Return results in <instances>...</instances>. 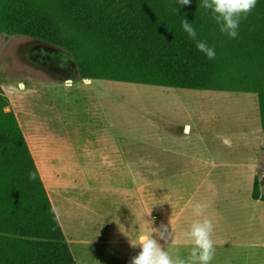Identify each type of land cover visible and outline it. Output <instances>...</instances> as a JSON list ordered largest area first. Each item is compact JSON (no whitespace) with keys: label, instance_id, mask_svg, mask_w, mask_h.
Wrapping results in <instances>:
<instances>
[{"label":"rangeland","instance_id":"rangeland-1","mask_svg":"<svg viewBox=\"0 0 264 264\" xmlns=\"http://www.w3.org/2000/svg\"><path fill=\"white\" fill-rule=\"evenodd\" d=\"M148 1V30L156 40L173 23L186 16L194 20L203 11L200 0L189 5ZM80 82L76 62L62 49L24 36L0 38V86L11 109L28 140L46 141L52 162L71 171V189L64 190L56 211L76 264H130L140 251L132 243L162 225L171 242L166 245L156 232L154 238L174 257L187 259L191 245L183 232L198 219L192 211L197 202L208 205L205 215L214 223L211 264H264V203L252 198L255 179L264 195V130L257 96L94 83L120 90L119 102L125 97V108L119 109L124 131L111 136L117 147L105 131L76 129L71 102L77 96L70 86ZM52 83L57 92L48 91ZM108 111L116 113L111 104ZM187 127L189 132L181 133ZM122 152V178H103L100 184L99 178L80 177L86 172L110 176L107 156L115 173L122 174L117 156Z\"/></svg>","mask_w":264,"mask_h":264},{"label":"trees","instance_id":"trees-1","mask_svg":"<svg viewBox=\"0 0 264 264\" xmlns=\"http://www.w3.org/2000/svg\"><path fill=\"white\" fill-rule=\"evenodd\" d=\"M151 5L148 0H0V37L24 36L62 49L76 62L80 80L256 95L264 130V0L241 21L236 39L220 31L210 10L194 20L184 17L197 39L215 49V59L197 50L181 22L162 40L152 37ZM2 88L0 264H76L19 121L6 110L10 101ZM252 198L264 203L258 179Z\"/></svg>","mask_w":264,"mask_h":264},{"label":"clouds","instance_id":"clouds-1","mask_svg":"<svg viewBox=\"0 0 264 264\" xmlns=\"http://www.w3.org/2000/svg\"><path fill=\"white\" fill-rule=\"evenodd\" d=\"M177 2L179 5H189L191 0H177ZM257 3L258 0H202L200 7L211 11L212 19L219 25L222 33H226L231 39H236L241 21L247 19ZM181 27L190 39L196 41L198 51L204 53L208 59H215V49L207 42L197 39L196 29L186 18L181 21ZM29 178L35 179V175L30 173ZM207 207L206 203L200 202L192 206L193 215L198 219H194L190 227L183 232V237L191 245L187 259L179 255L174 257L154 238L153 232H156L166 245L171 242V233L162 225L160 230L155 229L140 238L137 243H132L133 247L139 246L140 251L131 258L130 264H211L215 255L212 239L214 223L205 215Z\"/></svg>","mask_w":264,"mask_h":264},{"label":"crops","instance_id":"crops-1","mask_svg":"<svg viewBox=\"0 0 264 264\" xmlns=\"http://www.w3.org/2000/svg\"><path fill=\"white\" fill-rule=\"evenodd\" d=\"M0 38H2V36ZM97 82H109V81L81 80L78 86L75 87L74 83H72L73 87L70 86L71 87L70 91H73V93H75L77 96L76 98H78V99L74 98L73 102H71V105L73 103V109H75L76 111V113L73 114L74 117H76L75 123L78 124V127L76 129L82 128L85 131H89V132H94V131L104 132L105 131L107 133L106 136L108 137L106 139L114 141L113 142L114 146L119 147V143L115 142L116 140H114L111 136H112V132L114 131H118V130L124 131L122 128L123 115L122 113L119 112V109L125 108V104L123 105V102H124L123 100L125 99V97L124 99L123 98L121 99V102H119V100H116L115 96H117L118 94H121L119 93L120 90H118L113 85L110 86V85H105V84H101L102 86H98L97 88L96 86H94V83H97ZM115 83H119V82H115ZM22 86H23L22 91H24L25 86L23 84ZM57 87L58 86H55L54 83H52V85H49L47 89L49 92L52 93V92L58 91ZM221 93H228V92H221ZM122 94H124V92ZM243 94H246V93H243ZM82 100H83V103H82ZM9 101H10V110H12L15 113L19 121L24 137L26 139L28 147L35 161L36 167L39 170V174L46 188L49 199L54 207L58 220L61 224L60 219H62V217L59 216V214L56 211V204H58L59 198L61 197V195L65 193L64 190L65 189L67 190L69 188V184L67 182V179H68L67 176H69V172L71 171L68 172L67 170L68 167L61 168L62 165L61 166L57 165V163H55L56 161L52 162L51 158H49L50 151L47 148L48 143L46 141H42L40 143H34V142L32 143L28 140L27 136L24 133L20 119L18 117V113L15 109H11V100L9 99ZM110 104L112 108L116 109V111H114L116 113H110L108 111ZM187 129L190 130V127H187L185 129L183 128L181 130V133L184 132L186 134L187 132H189V130L187 131ZM109 131L111 135L108 134ZM78 143H80L79 139L76 140L72 145L77 147L79 145ZM105 144L107 145L108 143L105 142ZM67 152L69 154L71 153V151L69 150H67ZM75 152L76 151H72V153H75ZM118 154H119V149H118ZM117 156H118V159L121 160L120 165L122 166V171H123L122 174H120V172H118L117 170H116L117 172L115 173L116 168L114 167V165H112L114 162H112L111 157L107 156L105 162H106L107 169H109V171L112 172L109 174L110 176L106 174L93 175V174H90L89 172L88 173L86 172L84 174L81 173L80 177L85 178V179L87 178L89 180L99 178L100 182H101V179L108 178V177L115 176L117 178H122L124 174L123 165L126 160L125 152H122L121 156L120 155H117ZM69 170H72V169H69ZM72 173H75V172L72 170ZM87 184L89 185V182L85 181L84 185H87ZM100 184H104V182H101ZM66 242L69 245V242L67 239H66Z\"/></svg>","mask_w":264,"mask_h":264},{"label":"bare ground","instance_id":"bare-ground-1","mask_svg":"<svg viewBox=\"0 0 264 264\" xmlns=\"http://www.w3.org/2000/svg\"><path fill=\"white\" fill-rule=\"evenodd\" d=\"M189 129H187V131H188Z\"/></svg>","mask_w":264,"mask_h":264}]
</instances>
